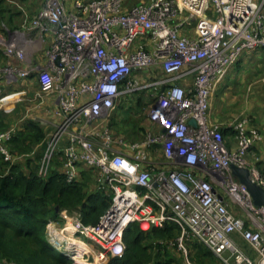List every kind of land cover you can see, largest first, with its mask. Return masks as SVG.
Returning a JSON list of instances; mask_svg holds the SVG:
<instances>
[{
    "label": "built area",
    "instance_id": "obj_1",
    "mask_svg": "<svg viewBox=\"0 0 264 264\" xmlns=\"http://www.w3.org/2000/svg\"><path fill=\"white\" fill-rule=\"evenodd\" d=\"M19 10V28L0 31L7 58L0 64V112L52 99L54 120L31 118L46 131L38 175L46 178L59 160L68 182L90 173L89 191L110 198L96 223H85L81 208L62 210L66 224L50 220L49 242L73 260L79 240L82 252L107 264L124 256L131 223L148 232L175 222L177 237L160 243L185 264H196L194 244L224 264H264V206L233 172L248 169L264 187L255 152L262 132L249 116H209L230 68L244 52L264 48V0H43L35 12ZM32 79L38 90L30 96L20 82ZM122 106L146 115L140 135L117 128ZM27 117L0 130L5 161L23 156L9 143Z\"/></svg>",
    "mask_w": 264,
    "mask_h": 264
},
{
    "label": "trees",
    "instance_id": "obj_2",
    "mask_svg": "<svg viewBox=\"0 0 264 264\" xmlns=\"http://www.w3.org/2000/svg\"><path fill=\"white\" fill-rule=\"evenodd\" d=\"M4 23L2 21L0 24L1 31L6 25ZM123 107V112L130 110ZM131 110L129 113H132ZM137 114H131L135 118L134 122L130 121L133 126L125 125V129L130 133L140 131V135L145 130V124L139 121ZM11 116L0 112V130L10 126ZM117 128L120 127L117 125ZM227 130L229 128L224 130L225 134ZM45 135L43 126L37 120L28 118L9 146L17 154L29 153L39 143L43 144ZM44 145L34 156L25 159L22 164L24 166L5 161L0 155V264H5L4 260L16 264H79L68 259L49 242L48 223L50 220H58L62 210L73 212L78 208L82 209L85 223H96L109 206V197L89 191L92 181L90 173H84L83 180L71 183L62 172L54 168L46 178L39 176L38 168ZM259 166L264 173L261 162ZM178 234L175 222L167 223L163 228L154 227L148 232L133 222L124 234L127 245L124 256L110 258L107 264H174L173 252L160 240L174 238ZM241 242L247 244L242 239ZM190 248L191 253L193 249L197 250L194 260L198 264H205V259L215 257L204 245L194 244Z\"/></svg>",
    "mask_w": 264,
    "mask_h": 264
},
{
    "label": "crops",
    "instance_id": "obj_3",
    "mask_svg": "<svg viewBox=\"0 0 264 264\" xmlns=\"http://www.w3.org/2000/svg\"><path fill=\"white\" fill-rule=\"evenodd\" d=\"M185 31L186 33H194V30L191 28ZM6 61V56L0 50V64H5ZM234 70H237L236 75ZM20 85L29 88L30 96H33L34 92L38 90V84L35 79L22 80ZM21 106L19 111L22 113L18 111V114L16 113L17 119L13 120L12 117L11 122L20 121L19 118L27 113L36 118L49 119V121L54 120L55 103L52 99H48L43 105H38L37 102L32 101L31 104L23 103ZM241 115L254 116L260 126L263 138L255 147V152L257 157L260 158L259 160L264 169V48L244 52L239 60L230 68L212 98L209 114L211 119L218 122H226L235 116ZM43 128L45 129V126ZM226 132V135L229 137L230 146H235L233 132L230 129ZM23 158L24 156H21L19 160L21 166H24L22 165L24 162ZM53 168L62 172L61 162L56 160ZM230 208L237 214H243L241 206L237 203L231 202Z\"/></svg>",
    "mask_w": 264,
    "mask_h": 264
},
{
    "label": "rangeland",
    "instance_id": "obj_4",
    "mask_svg": "<svg viewBox=\"0 0 264 264\" xmlns=\"http://www.w3.org/2000/svg\"><path fill=\"white\" fill-rule=\"evenodd\" d=\"M128 1L129 2H136L137 0H128ZM41 4H42V0H3V1L0 2V16H2V17H0V19H2L0 21V24H1L2 21H4L5 22L4 24H6L7 26H10V28L17 29L20 26L21 16H22V12L18 11L19 8L23 7L25 10H27L29 12H32V11H35L37 8H39L41 6ZM234 73L236 75L237 74V70H234ZM21 104H23V103H21ZM21 104H19L17 106L15 111H13L11 114H9V116L12 115L11 117H13V120L17 119L16 118V116L18 114L17 111H19L20 107H22ZM25 104H30V102H26ZM120 111H121V115H120L121 121H119L117 125L120 127V131L121 132H123L124 134H130V131H128V129L127 130L125 129V125H128L130 127L133 126L132 122H130V121H133V119H135L131 115V114H134V112L132 111V113L130 112L131 113L130 114L129 113L130 110L129 111L127 110L125 112H123L122 110H120ZM25 112H26V110H25ZM19 113H22V112L19 111ZM27 114H28L27 119L32 117V116H30V113H27ZM25 115L26 114H24L23 116H25ZM22 117H20V118H22ZM139 117H140L139 121L142 120L143 124H145V122H147L146 115L143 112H141L139 114ZM249 117L253 118L256 121V118L254 116H249ZM135 123H137V121ZM256 123L258 124L257 121H256ZM121 125H123V127ZM52 128H53V125H51V127L46 129L47 132H48V130H51ZM141 131H143V130H141ZM137 133H140V131H138ZM42 145H44V140H43V144L39 143L35 147V149L33 151H31V152H29V153L28 152H18V153H21L24 156L23 160L25 161V159L27 157L34 156L39 151V149H40V147ZM0 159H1V157H0ZM19 162H17V163H19ZM67 215H71V213L67 212ZM57 221H58V225L60 227H64L65 224H66L65 218L61 217V215H60V217H59V219ZM176 237H177V235H176ZM176 237H174V238H176ZM235 238L238 241V243L240 244V246L245 249V251H247L251 255H255L254 251L250 248V246L248 244H244L243 242H241L242 238L238 234L235 235ZM164 240H169V238L164 239ZM171 251L173 252V256H174V264H185L184 258L181 256V254L177 250H171ZM196 255H197V250L193 249L192 253L190 254V260L192 262L198 264L194 260ZM73 256L75 257L73 260H76V262H80V264H90V263L94 264L96 262H98V263L101 262L100 260H96L94 254H91V253L90 254H88V253L85 254L82 251L79 252V250L76 252V254H73ZM204 263L205 264H221V262L219 261V259L216 256L214 258L211 257V258L205 259ZM200 264H203V263H200Z\"/></svg>",
    "mask_w": 264,
    "mask_h": 264
},
{
    "label": "water",
    "instance_id": "obj_5",
    "mask_svg": "<svg viewBox=\"0 0 264 264\" xmlns=\"http://www.w3.org/2000/svg\"><path fill=\"white\" fill-rule=\"evenodd\" d=\"M195 124L194 120L191 121ZM233 172L239 176L241 182L246 185L256 205L264 206V187L251 180L248 169L233 166Z\"/></svg>",
    "mask_w": 264,
    "mask_h": 264
},
{
    "label": "bare ground",
    "instance_id": "obj_6",
    "mask_svg": "<svg viewBox=\"0 0 264 264\" xmlns=\"http://www.w3.org/2000/svg\"><path fill=\"white\" fill-rule=\"evenodd\" d=\"M73 242H74V244L77 246L78 249H80L81 251L84 250V247H83V244H82L81 241L75 239ZM78 263L80 264V262H78ZM103 263H104V262H99V263L96 262V263H94V264H103ZM90 264H93V263H90ZM104 264H105V263H104Z\"/></svg>",
    "mask_w": 264,
    "mask_h": 264
}]
</instances>
